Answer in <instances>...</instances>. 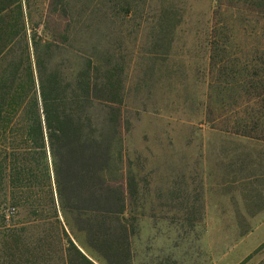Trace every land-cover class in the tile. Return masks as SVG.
<instances>
[{"label":"rangeland","instance_id":"1","mask_svg":"<svg viewBox=\"0 0 264 264\" xmlns=\"http://www.w3.org/2000/svg\"><path fill=\"white\" fill-rule=\"evenodd\" d=\"M260 2L67 0L54 13L47 0H33L46 12L27 38L43 54L52 45L53 66L95 68L101 122L114 118L118 169L138 184V232L130 240L136 264L264 260ZM8 213L0 264H51L31 250L39 241L55 248V227L17 223L28 212Z\"/></svg>","mask_w":264,"mask_h":264},{"label":"trees","instance_id":"2","mask_svg":"<svg viewBox=\"0 0 264 264\" xmlns=\"http://www.w3.org/2000/svg\"><path fill=\"white\" fill-rule=\"evenodd\" d=\"M47 1L54 13L67 4ZM42 10L33 0H0V223L13 210L15 218L28 212L17 223L53 225L55 248L39 241L31 250L51 264H133L135 175L118 169L114 118L101 122L95 68L53 66L52 45L43 54L27 38L43 26Z\"/></svg>","mask_w":264,"mask_h":264},{"label":"crops","instance_id":"3","mask_svg":"<svg viewBox=\"0 0 264 264\" xmlns=\"http://www.w3.org/2000/svg\"><path fill=\"white\" fill-rule=\"evenodd\" d=\"M131 254H132V257H133V264H136V259H135V256H134L133 252Z\"/></svg>","mask_w":264,"mask_h":264}]
</instances>
